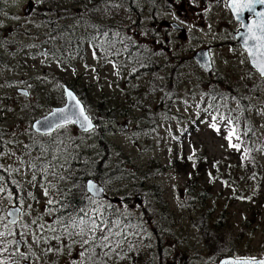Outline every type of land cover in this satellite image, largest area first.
<instances>
[{
    "label": "rangeland",
    "instance_id": "1",
    "mask_svg": "<svg viewBox=\"0 0 264 264\" xmlns=\"http://www.w3.org/2000/svg\"><path fill=\"white\" fill-rule=\"evenodd\" d=\"M4 5L9 17L0 43V194L6 209L20 205L23 213L20 224L0 231L21 240L28 259L20 256V264H80L78 238H53L61 235L58 220L66 219L57 207L62 187L83 201L80 209L100 206L105 215L118 209L125 214L121 222L130 217L137 227L145 222L163 231L150 242L142 234L138 244L128 232L124 256L111 264H210L229 250L227 257L264 258V78L236 40L240 26L226 0ZM93 35L96 44L88 41ZM107 38L118 42L112 56ZM203 49L209 51L210 71L195 60ZM64 85L80 89L97 127L86 132L69 124L49 135L37 133L34 122L65 104ZM216 92L223 96L216 99ZM228 120L241 137L232 143L248 148V159L229 146ZM194 149L200 152L199 169L184 168V160L171 166L180 155L190 164ZM22 160L50 167L42 174ZM193 171L199 172V187L210 188L204 201L184 191ZM88 179L105 188V198L88 194ZM164 204L172 217L157 215ZM223 210L220 226L199 224L203 215L212 211L215 220ZM49 247L60 251L45 252Z\"/></svg>",
    "mask_w": 264,
    "mask_h": 264
},
{
    "label": "snow or ice",
    "instance_id": "2",
    "mask_svg": "<svg viewBox=\"0 0 264 264\" xmlns=\"http://www.w3.org/2000/svg\"><path fill=\"white\" fill-rule=\"evenodd\" d=\"M226 4L235 13L236 20L241 22L240 26L245 29L244 32L239 33L243 41L244 49L254 68L258 71L259 75L264 78V0H226ZM245 12L250 14L247 23L243 22V14ZM24 94L27 95V93ZM67 96L69 100L75 101V97L71 92H68ZM74 107L79 110L69 111L66 108L57 109L52 113L53 119L47 120L45 127L50 131L53 128L63 127L67 123H79L85 131L92 130V122L85 114L84 108L80 106L79 101H75ZM72 117H75V119H72ZM228 124L232 125L226 137L229 141V146L237 151H242L243 157L248 159L250 150L248 148H242L240 143H232L234 138L237 141L241 139L235 123L228 120ZM211 126L217 128L215 123ZM37 131H39V129H37ZM217 131H219L218 128ZM248 131H251V129H248ZM0 143H3L2 135H0ZM256 150L260 151L261 149ZM0 155H3V153L0 152ZM21 163L28 164L30 169L39 170L42 174H46L50 167V164H45L42 168H37L35 162L23 160ZM17 171H19V169H17ZM43 178L46 179V175ZM4 179L3 176H0V181ZM36 179L37 177L33 175L32 180L35 181ZM87 191L99 192L102 191V189H98L94 184L89 183ZM3 192L4 189L0 188V193ZM44 194L46 196L48 195L47 189H45ZM29 195H31V193H29ZM52 203V200H48L49 205ZM18 211L19 210H17V213ZM8 215L12 217L10 223L16 224L17 216L12 212H9ZM33 223H35V221H33ZM58 223L60 225L61 235H57L53 238L60 240L62 235H67L68 238L72 239L73 243H76L78 238L81 247L79 253V257L81 258L80 264H108V260L112 258L113 255L119 257L121 245L126 241V234L124 230L120 228V221H109L105 217V210L100 206H96L90 212L85 211V209H79L78 213L70 214L66 219L58 220ZM4 227L7 228V224H5ZM39 227L43 229L45 226L41 224ZM49 231L55 232L57 229L50 227ZM12 235H14V233L10 231H0V264H7L4 254L9 252L10 247L13 249L10 255H18L24 259H28L27 255L20 251V240L7 239V237ZM53 251L59 252L60 249H53L51 247L45 249V252ZM232 264H264V259H258L256 257L238 258L232 262Z\"/></svg>",
    "mask_w": 264,
    "mask_h": 264
},
{
    "label": "trees",
    "instance_id": "3",
    "mask_svg": "<svg viewBox=\"0 0 264 264\" xmlns=\"http://www.w3.org/2000/svg\"><path fill=\"white\" fill-rule=\"evenodd\" d=\"M97 35V34H96ZM96 35H93V36H89L88 37V41L91 42V43H97L98 41L95 40V36ZM117 43L116 41H114L113 38H107V46H112L114 48V50H112L110 53H109V56L112 54H116V46H117ZM74 48V47H72ZM123 48L124 47H121V51L119 50V56H121V54L123 53ZM118 50V49H117ZM130 54H126V56H128ZM127 60H129V58H127ZM146 60V58H145ZM143 62V59H141L139 61V63H142ZM142 72V71H141ZM146 74H144L143 76H145ZM72 88L79 96H80V99L82 100V102L85 104V106H88L90 107V103L86 101V99L84 100L83 96L80 95V89H79V92L75 89L74 85L73 87H70ZM216 95V99L218 98H221L223 95L219 92H216L214 93ZM103 105H101L102 107ZM237 121V119H236ZM191 128H193V125H189L188 128H187V131H190ZM238 130V128H237ZM246 139L247 141L250 143L252 142V139L251 137L249 136V133L247 134L246 136ZM200 152L197 150V149H194L193 153L191 154V157L190 158H193V161L192 162H189L190 164L187 163V160H188V156L187 155H180L176 160H174L171 164V166H175V165H178L180 163V161L184 160L185 161V167L184 168H188L189 165L191 167H193L194 170H197L199 169L198 167V163H197V160H198V156H199ZM197 159V160H196ZM199 172L197 171H193V173L189 176V179H188V182L186 184V187L184 188V191L186 190V192H189V193H192L194 194V196L196 198H198L200 196V198H202V201H204L203 198L204 197V194L206 195H210V188L209 187H199V183L197 182V178H196V175H198ZM3 182V181H1ZM145 181H142L141 184H140V190H141V193H142V196L144 198H147L148 199V187H145ZM3 186L2 183H0V188ZM157 186V185H156ZM63 192L60 194V201L58 202L57 204V207L59 209V212L58 213L60 216H63L65 218L68 217V215L70 214H75V213H78L79 212V209L82 207V205L80 206V204L83 202H76L75 201V193L71 190H69L67 187H62L60 188ZM157 189H158V186H157ZM3 195L0 194V228L1 227H4L5 224H7V228H11L12 225H9L7 222H6V217H5V210H6V204H5V200L2 199ZM63 210H66V214L64 213L63 214ZM89 210H91L89 208ZM162 213H160L159 211L157 212V215L159 217H172L173 213L172 211L170 210V207L167 205V204H164L163 207H162ZM122 211L116 209V210H112L110 211V213L106 214L105 217L109 220V221H114V220H119L120 221V225L122 227V229L124 230L125 234H126V237H127V234L128 232H131V237H129V241L130 242H134L136 241L137 244L139 243L138 241V238L141 237L142 234H145V239L150 242V240L154 239L156 234H158L159 237H162V234L163 231H161L160 227L159 226H155V228L153 230L150 229L149 225H147L145 222H142V225H139V227L136 226V222L137 220H133L132 218L128 217V218H124L123 219V222H121V217H124L125 214H122L121 213ZM212 211L209 212L208 216L204 217V215L201 217V220H200V225H202L204 222L206 221H209L213 226H220L223 222H224V219L226 217V214H225V211H221L219 214H218V217L213 220V215L211 214ZM131 214V213H130ZM131 216L133 217V215L131 214ZM134 218V217H133ZM159 218V220L161 219ZM22 220V219H21ZM21 222V221H20ZM20 222L18 224H20ZM160 222V221H159ZM158 222V224H159ZM18 224H16L15 226H17ZM145 226V231L143 232L142 228ZM4 229H6L4 227ZM58 229H60V225L58 227ZM62 236H66V235H62ZM7 239L9 240H12V236H9L7 237ZM128 241V239H126ZM128 244V242H127ZM123 245V244H122ZM124 246V245H123ZM13 251V249L10 247L9 248V252L8 253H5L4 254V257L6 258L7 260V264H20V256L16 255H10V253ZM229 253H225L224 256H228V255H232V250H229L228 251ZM123 254H125L123 248H121V250H119V257L121 256H124ZM188 255V254H187ZM234 256V255H233ZM115 255H113L112 258L109 259L108 261V264H111L112 262L116 261L117 258H119ZM223 257V256H222ZM235 257H239L238 255L235 256ZM185 258H191L190 255L186 256ZM240 258V257H239ZM149 262V261H148ZM135 264V263H134ZM150 264H154V261H150ZM185 264H190V260H188V263H186L185 261Z\"/></svg>",
    "mask_w": 264,
    "mask_h": 264
},
{
    "label": "water",
    "instance_id": "4",
    "mask_svg": "<svg viewBox=\"0 0 264 264\" xmlns=\"http://www.w3.org/2000/svg\"><path fill=\"white\" fill-rule=\"evenodd\" d=\"M258 10H259V9H258ZM231 11H232V10H231ZM232 13H233V16H234V18H235V13H234L233 11H232ZM249 16H250V14L247 13V12H245V13L243 14V22L247 23V22H248L247 20H248ZM235 20H236V18H235ZM236 22L241 23V22H239V21H237V20H236ZM244 31H245V29H244V28H241V30H239V31L235 34L237 41L240 43V45H241V47H242L243 49H244L243 41H242V38L239 36V33H240V32H244ZM244 50H245V49H244ZM246 53H247V52H246ZM247 55H248V54H247ZM248 59H249V62H250V64H251V66L254 68V66L252 65V63H251V61H250L249 56H248ZM195 60H196L197 62H199L200 65H201L204 69H206L207 71H210V70L212 69V66H211V59H210L209 51H208L207 49H205V50L203 49V50L198 51V53H197V55H196V57H195ZM254 69H255V68H254ZM255 70H256V69H255ZM256 71H257V70H256ZM257 72H258V71H257ZM20 91L23 92V93H24V92L27 93V91H24V90L22 91V90L19 89V92H20ZM64 92H65V97H66V103H65L63 106L53 108V110H52L47 116H44V117H42V118H40L39 120H37V121L34 122V124H33V128H34L36 131H37V129H39V131H37V132H40V133H42V134H50V133L55 132L58 128H53V129H51V130L49 131V130L45 127V124H46L47 120H51V119H53V117H52V113L55 112L57 109L66 108V109H68L69 111H78L79 109L74 107V105H75V101H79L80 106H82V107L84 108L85 114L90 118V120H91V122H92V125H93V128H92V129L95 128V126H96L95 123L93 122L91 116L88 114V112H87V110H86V108H85L84 103H83L82 100L79 98V96L76 94V92H75L73 89L69 88L68 86H65V87H64ZM68 92H71V93L73 94V96L75 97V101H74V100H69V98H68V96H67V93H68ZM72 119H75V117H72ZM67 124H69V123H67ZM73 124H76V125L79 127V129L85 131V130L80 126L79 123H73ZM86 132H87V131H86ZM89 183L94 184V185L96 186V188H98V189H102V191H99V192H95V191H93V192H89V191H88L93 197H95V198H104V197L106 196L105 191H104V187H103L99 182H97V181H95V180H93V179H89V180L87 181V187H88V184H89ZM17 210H19L18 213H17ZM9 212H12L14 215L17 216V223H16V224H18L19 221L21 220L22 208H21L19 205H17V206H10V207L7 209V212H6L7 220H8V223L11 224L10 221H11L12 217L8 215ZM16 224H11V225H16ZM20 241H21V240H20ZM20 251H21V246H20ZM237 259H238V258H236V257H225V258L221 259L219 262H216V263H210V264H226V262H227V264H232V262H234V261L237 260ZM260 259H264V258H260Z\"/></svg>",
    "mask_w": 264,
    "mask_h": 264
},
{
    "label": "flooded vegetation",
    "instance_id": "5",
    "mask_svg": "<svg viewBox=\"0 0 264 264\" xmlns=\"http://www.w3.org/2000/svg\"><path fill=\"white\" fill-rule=\"evenodd\" d=\"M5 2L6 0H0V43L5 42V32L8 29H5L4 26H6L7 23V18L9 15L7 14V11L5 10ZM122 5L118 4L117 8H120ZM30 11H33L35 9V6L33 3L30 1V6H29ZM96 122V121H95Z\"/></svg>",
    "mask_w": 264,
    "mask_h": 264
},
{
    "label": "bare ground",
    "instance_id": "6",
    "mask_svg": "<svg viewBox=\"0 0 264 264\" xmlns=\"http://www.w3.org/2000/svg\"><path fill=\"white\" fill-rule=\"evenodd\" d=\"M4 63V62H3ZM83 155H85V154H83Z\"/></svg>",
    "mask_w": 264,
    "mask_h": 264
}]
</instances>
